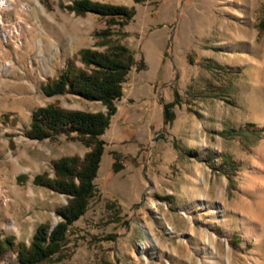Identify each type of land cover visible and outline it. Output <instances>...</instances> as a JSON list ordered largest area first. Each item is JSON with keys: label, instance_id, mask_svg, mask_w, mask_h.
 <instances>
[{"label": "rangeland", "instance_id": "374dc122", "mask_svg": "<svg viewBox=\"0 0 264 264\" xmlns=\"http://www.w3.org/2000/svg\"><path fill=\"white\" fill-rule=\"evenodd\" d=\"M7 1L0 239L28 244L40 223L55 225L67 199L33 178L52 176L54 160L89 149L65 134L29 138L33 111L105 110L71 93L48 96L43 86L69 62L83 67L81 49L123 43L135 64L101 135L94 194L42 264H264V0H92L135 10L123 28L109 26L106 39L96 34L106 18L76 14L66 7L74 0ZM174 99L165 122L164 104ZM0 264H21L16 250Z\"/></svg>", "mask_w": 264, "mask_h": 264}, {"label": "trees", "instance_id": "16d2710c", "mask_svg": "<svg viewBox=\"0 0 264 264\" xmlns=\"http://www.w3.org/2000/svg\"><path fill=\"white\" fill-rule=\"evenodd\" d=\"M66 7L76 14L91 12L106 18L107 27L96 33L102 39L110 35L109 26L117 25L121 29L135 13L133 7L92 0H74ZM80 61L83 67L69 62L56 78L46 82L43 86L44 93L48 96L71 93L87 100L100 101L105 110L83 111L48 104L33 111L26 131L29 138L53 139L65 134L81 141L89 149L83 156L67 155L54 160L52 176L45 172L34 176V184L63 194L67 202L56 209L60 219L55 225L40 223L28 244L15 242L12 235L1 238L0 260L7 251L15 249L21 264H42L59 250L69 226L84 214L94 194V179L104 153L101 135L116 112L115 101L122 95V84L135 64V58L127 45L115 43L105 50L81 49ZM174 96L177 97L176 92ZM175 101L174 99L164 104L165 122L173 119L171 107ZM197 151L190 150L194 153ZM120 168V162L114 157L113 170Z\"/></svg>", "mask_w": 264, "mask_h": 264}, {"label": "bare ground", "instance_id": "6f19581e", "mask_svg": "<svg viewBox=\"0 0 264 264\" xmlns=\"http://www.w3.org/2000/svg\"><path fill=\"white\" fill-rule=\"evenodd\" d=\"M6 2H8L7 0H0V7L5 4ZM39 47V43H34L32 45V48H35L37 49V52H36V58L38 60V63H39V68L42 70V71H46L47 70V62H46V59L45 57L43 56V52L38 48Z\"/></svg>", "mask_w": 264, "mask_h": 264}]
</instances>
